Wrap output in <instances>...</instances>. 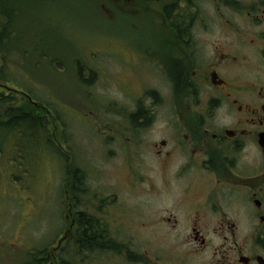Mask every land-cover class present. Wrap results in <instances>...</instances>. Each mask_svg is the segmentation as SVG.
Segmentation results:
<instances>
[{
  "label": "flooded vegetation",
  "instance_id": "obj_1",
  "mask_svg": "<svg viewBox=\"0 0 264 264\" xmlns=\"http://www.w3.org/2000/svg\"><path fill=\"white\" fill-rule=\"evenodd\" d=\"M95 7L130 34L159 42L127 54L130 65L153 71L148 86L143 74L121 80L127 95L130 80L147 88L121 108L117 137L133 159L117 186L143 196L133 209L140 223L126 227L113 213L125 206L120 195L96 191L94 213L69 205L62 243L76 257L78 245L101 248L85 264H264V0H101ZM74 66L78 83H88L82 74L93 70Z\"/></svg>",
  "mask_w": 264,
  "mask_h": 264
},
{
  "label": "rangeland",
  "instance_id": "obj_2",
  "mask_svg": "<svg viewBox=\"0 0 264 264\" xmlns=\"http://www.w3.org/2000/svg\"><path fill=\"white\" fill-rule=\"evenodd\" d=\"M95 1L101 0H0V32L7 30L10 39L6 69H0V95L14 100L11 107L29 106L23 93L53 107L56 116L49 119L48 132L66 152L62 159L31 119L0 126V264H32L41 251L52 252L66 230L68 206L94 213L96 191L119 194L125 206L113 213L123 217L126 227L139 226L134 216L140 215L133 209L143 196L117 186L133 170V159L117 139L119 112L138 101L148 86L145 75L153 73L130 65L128 55L158 48L159 42L140 32L130 34L114 22V14L102 18ZM120 47L124 54L118 58ZM75 64L93 70L82 74L91 77L88 83H78ZM132 72L143 74L145 86L130 80L127 95L121 80ZM75 170L85 175L82 190L65 200V173L71 178ZM60 247L65 262L75 264L69 242Z\"/></svg>",
  "mask_w": 264,
  "mask_h": 264
},
{
  "label": "trees",
  "instance_id": "obj_3",
  "mask_svg": "<svg viewBox=\"0 0 264 264\" xmlns=\"http://www.w3.org/2000/svg\"><path fill=\"white\" fill-rule=\"evenodd\" d=\"M7 25H9V22H7L6 26ZM6 31L4 29L0 32V56H1L0 69H1V72L5 71V69H6V61H7L8 55H9L7 51H10L6 47V43L8 44V46L10 45V39H9L8 35L6 34ZM53 62H55V60ZM8 91L13 92L14 94H17V95L20 94L19 92H15V91H11V90H8ZM31 101L35 102L31 98H30V100H28V98H27L26 102L29 103V106L28 105H26V106L27 107L31 106V107H33V109L35 108L38 112H35L34 110L33 111L28 110V108H26V106L11 107L12 104L14 103V100H12L11 97L5 98V97L0 95V110L3 111V112H0V126L10 128L11 126H14V125L18 126V122L23 121L24 119H31L33 121V126L35 128H41L42 132L44 133V140L48 144L54 145V149H55L56 153H58L62 159L66 158V152L63 151V148L61 149L57 146L54 135H52L48 132V126H49L48 122H49L50 118L56 116L55 115L56 113L54 114L55 110L53 109V107H46L45 105H42V104L40 105L37 102H35L37 105H34ZM55 144L57 147L55 146ZM65 174H66V179L64 182V197H65V200H67V199L69 200V197H70L69 194L70 193L81 192L83 182H84L83 179L85 178V175H84L83 171H79V170H75V173L73 175H71V178H70V172L65 173ZM68 203H69V201H68ZM68 203H67V201H65V205L68 206ZM68 208H69V206H68ZM68 214H69V211H68ZM81 216H82V218H84V216H85L84 213H82ZM65 220H66V225H67V223H68L67 217ZM90 224L91 223L88 222L87 226ZM93 232L94 233H93L92 237H95L96 231L94 230ZM85 246L84 245H82V246L78 245L76 248L77 258L79 259L80 262L82 261L83 257L85 258L87 256L88 252L95 251V250L101 251V248H92V247L86 248ZM87 246H89V245H87ZM97 255L100 256V254H97ZM60 262H61V264H71V262L70 263L65 262L61 252H60ZM32 264H54L53 263V252L48 253L45 251H41V253L39 254V258L37 260H35Z\"/></svg>",
  "mask_w": 264,
  "mask_h": 264
},
{
  "label": "water",
  "instance_id": "obj_4",
  "mask_svg": "<svg viewBox=\"0 0 264 264\" xmlns=\"http://www.w3.org/2000/svg\"><path fill=\"white\" fill-rule=\"evenodd\" d=\"M6 89H8V90H11V89H9V88H6ZM11 91H15V92H17L16 90H11ZM27 98H28V100H30V98H29V96H27ZM32 102V101H31ZM34 105H37L35 102H32ZM67 238V233L66 234H64V236L59 240V242H58V247L62 244V242L65 240Z\"/></svg>",
  "mask_w": 264,
  "mask_h": 264
}]
</instances>
